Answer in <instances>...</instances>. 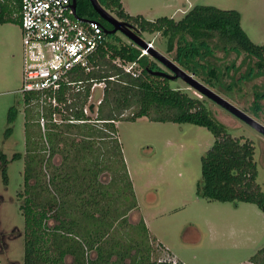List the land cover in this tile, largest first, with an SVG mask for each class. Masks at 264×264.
Here are the masks:
<instances>
[{
	"label": "trees",
	"instance_id": "16d2710c",
	"mask_svg": "<svg viewBox=\"0 0 264 264\" xmlns=\"http://www.w3.org/2000/svg\"><path fill=\"white\" fill-rule=\"evenodd\" d=\"M97 1L139 36L160 35L163 43L158 50L216 94L231 100L234 93L251 98L243 112L264 121V85L256 84L264 78V44L249 39L239 12L197 5L180 20L159 17L150 21L128 14L121 0ZM20 2L0 0V25L11 20L19 24ZM76 15L98 21L106 40L92 57L90 71L78 74L86 82L85 93L71 94L76 101L63 106V111L45 109V134L37 106L29 103V96L24 97L27 154L24 191L18 193L24 223L23 263L172 264L153 260L152 240L142 219L136 224L128 222L137 203L117 138L120 121L145 118L205 128L214 142L201 157L196 195L207 202L254 204L264 213L253 142L232 136L213 116L207 100L172 88L174 80L154 75L152 72H163L157 63L133 43L108 33L112 26L96 14L89 0H76ZM117 59L138 64L140 73L134 77L125 72L115 63ZM93 82H103L104 87L91 118L84 115L83 107ZM53 114L62 121L72 116L84 122H54ZM16 116L17 109L9 108L7 124L14 123ZM11 134L10 126L4 137ZM56 156L61 158L59 166L52 162ZM13 159L20 160L21 155L15 154ZM7 164L6 154L0 150L4 182ZM43 171L49 173L45 177L50 189L43 182ZM104 174L109 175L108 182L102 181ZM249 261L264 264V247ZM176 264L183 263L178 260Z\"/></svg>",
	"mask_w": 264,
	"mask_h": 264
},
{
	"label": "rangeland",
	"instance_id": "374dc122",
	"mask_svg": "<svg viewBox=\"0 0 264 264\" xmlns=\"http://www.w3.org/2000/svg\"><path fill=\"white\" fill-rule=\"evenodd\" d=\"M121 3L130 15H141L150 21L159 17L180 20L197 5L234 10L239 12L241 27L249 39L256 45L264 44V0H121ZM115 34L124 43L130 42L121 33ZM142 35L160 52L157 47L163 43L160 35ZM156 63L161 71L170 74ZM22 68L21 29L16 20H11L0 25V150L8 159L6 182L0 173V264H24V223L19 210L21 201L18 200V193L24 191L27 154L25 101L19 93ZM256 84L264 85V78ZM170 86L207 100L213 116L232 136L253 142L258 171L256 182L264 192V137L182 80L171 81ZM101 93V89H96L95 98ZM233 95L232 100L219 96L241 111L251 102L247 96ZM11 107L17 109V116L14 123L8 125L7 113ZM250 117L264 126V121ZM10 126L12 134L5 138V130ZM116 126L137 203L136 210L128 214L127 219L130 224L138 223L140 218L145 222L152 240L153 260L165 259L170 253L183 264H252L250 257L264 247V213L254 204L234 206L232 203L207 202L196 195L201 178V157L213 145L212 134L192 124L150 122L145 118L120 121ZM15 154H20L21 159H13ZM52 162L59 166L61 158L56 156ZM45 173L47 171H43V182L49 186ZM101 178L104 182L109 181L108 174Z\"/></svg>",
	"mask_w": 264,
	"mask_h": 264
},
{
	"label": "built area",
	"instance_id": "2783aa9c",
	"mask_svg": "<svg viewBox=\"0 0 264 264\" xmlns=\"http://www.w3.org/2000/svg\"><path fill=\"white\" fill-rule=\"evenodd\" d=\"M71 4L72 0L20 2L18 20L22 34L23 68L19 93L23 97L29 96V103L37 106L42 134L45 132L46 108L63 111V106L76 101L71 94L85 93L86 82L79 80L78 74L90 71L92 57L106 40L100 23L76 18ZM149 45L152 46L151 43ZM115 63L134 77L140 73L136 63H125L119 59ZM103 87V82L92 83L83 107L84 114L90 106L96 111L102 93L95 98L94 92ZM57 119L58 116L53 114V121L57 122ZM177 261L167 255L157 263L176 264Z\"/></svg>",
	"mask_w": 264,
	"mask_h": 264
},
{
	"label": "water",
	"instance_id": "95a60500",
	"mask_svg": "<svg viewBox=\"0 0 264 264\" xmlns=\"http://www.w3.org/2000/svg\"><path fill=\"white\" fill-rule=\"evenodd\" d=\"M92 8L96 12V14L105 22L112 26V30L108 31V33L115 34L117 32L124 35L131 43L136 45L142 51L145 52V55H148L154 61L161 64L165 67L170 74L164 72H152L156 76L166 77L168 79L182 80L187 86L198 92L200 95L205 97L206 99L212 101L222 109L226 110L231 115L235 116L239 120L243 121L249 127L254 129L256 132L261 134L264 137V126L251 118L249 115L244 113L243 111L236 108L234 105L223 99L221 96L217 95L211 89L203 85L201 82L196 80L193 75L186 73L181 68H179L175 63L165 57L163 54L155 50L152 46L149 45L139 34H137L130 25H127L119 20H117L113 15L107 12L97 0H89ZM71 8L76 18V0H72ZM82 21H85L82 19ZM92 108V107H91Z\"/></svg>",
	"mask_w": 264,
	"mask_h": 264
},
{
	"label": "flooded vegetation",
	"instance_id": "af4514ba",
	"mask_svg": "<svg viewBox=\"0 0 264 264\" xmlns=\"http://www.w3.org/2000/svg\"><path fill=\"white\" fill-rule=\"evenodd\" d=\"M92 106L88 107V110H87V114H84L85 116H89L92 118V112H93V109L91 108ZM84 113V112H83ZM57 122L61 123V122H67V123H79V122H84V121H75L74 118L71 116L68 120H65V121H62L60 120L59 118L57 119ZM88 122V121H87ZM42 132V131H41ZM46 133V122H45V132L44 134Z\"/></svg>",
	"mask_w": 264,
	"mask_h": 264
},
{
	"label": "crops",
	"instance_id": "0c3cea01",
	"mask_svg": "<svg viewBox=\"0 0 264 264\" xmlns=\"http://www.w3.org/2000/svg\"><path fill=\"white\" fill-rule=\"evenodd\" d=\"M122 5H123V3H122ZM124 8V10L128 13V14H130L127 10H126V8L125 7H123ZM101 96V95H100ZM24 107H26V105H24ZM93 109V108H92ZM133 187V186H132ZM237 206V205H236ZM133 211H135V210H133ZM132 212V211H131ZM130 212V213H131ZM129 213V214H130ZM130 216V215H129ZM141 219V218H140ZM144 222V221H143ZM144 224H145V222H144ZM145 226H146V224H145ZM147 227V226H146ZM148 229V228H147ZM167 255H169V256H171V257H173V258H175L174 256H172L170 253H168ZM176 260H179L178 258H175ZM180 261V260H179ZM181 262V261H180Z\"/></svg>",
	"mask_w": 264,
	"mask_h": 264
}]
</instances>
